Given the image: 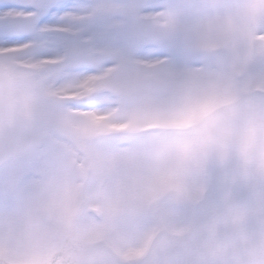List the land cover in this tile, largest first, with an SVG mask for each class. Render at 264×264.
<instances>
[{
  "label": "rangeland",
  "instance_id": "374dc122",
  "mask_svg": "<svg viewBox=\"0 0 264 264\" xmlns=\"http://www.w3.org/2000/svg\"><path fill=\"white\" fill-rule=\"evenodd\" d=\"M73 1L89 14L69 15L74 31L62 34L68 43L58 50L46 47L53 37L7 33L6 19L30 0H0L11 10L0 15V48L39 43L28 56L0 49V75L40 134L37 146L0 165V249L18 262L56 264L72 228L84 239L101 237L124 259L140 255L159 226L184 230L204 186L187 126L240 91L264 88V0ZM141 17L157 22L166 41L142 40ZM121 36L148 45L150 62L109 46ZM39 55L64 62L15 70ZM78 68L88 71L70 76ZM55 94L86 108L56 103ZM194 105L200 110L189 114ZM79 197L98 212L71 223Z\"/></svg>",
  "mask_w": 264,
  "mask_h": 264
},
{
  "label": "water",
  "instance_id": "95a60500",
  "mask_svg": "<svg viewBox=\"0 0 264 264\" xmlns=\"http://www.w3.org/2000/svg\"><path fill=\"white\" fill-rule=\"evenodd\" d=\"M22 21L11 19L6 27L19 25L18 33L26 32ZM138 32L154 41L164 38L155 25L142 23ZM191 128L208 184L189 228L182 234L159 230L146 254L129 263L102 241L85 242L72 233L60 264H264V94L242 93ZM37 140L32 124L16 111L7 81L0 79V164ZM82 211L81 200L74 221Z\"/></svg>",
  "mask_w": 264,
  "mask_h": 264
},
{
  "label": "snow or ice",
  "instance_id": "6c2138e0",
  "mask_svg": "<svg viewBox=\"0 0 264 264\" xmlns=\"http://www.w3.org/2000/svg\"><path fill=\"white\" fill-rule=\"evenodd\" d=\"M0 9H3V13H0L4 18L11 15V10L7 5H0ZM77 8L73 4V0H30L29 3L22 5L17 10L16 16L26 17L30 23L27 26L26 31L30 34L37 36H51L53 39L49 42L50 47L56 48L65 46L68 43L67 37L60 38L62 34L56 32V29L62 26V24L68 19L69 15H76ZM19 25H8L6 31L18 32L20 31ZM110 47L119 48L122 56L131 54H143L148 48V45L139 40H130L124 36H121L114 43L109 45ZM155 55L162 56L164 53L158 52ZM120 57H116L114 60L108 61L109 64L116 62ZM81 71L87 72L88 69H81ZM205 103H211L207 101ZM201 105H194L189 108V114H195L200 110Z\"/></svg>",
  "mask_w": 264,
  "mask_h": 264
},
{
  "label": "bare ground",
  "instance_id": "6f19581e",
  "mask_svg": "<svg viewBox=\"0 0 264 264\" xmlns=\"http://www.w3.org/2000/svg\"><path fill=\"white\" fill-rule=\"evenodd\" d=\"M73 4L76 6V8H77V12H80V13H82V14H86V9L84 8V6L83 5H80V4H78L77 2H75V1H73ZM66 22L65 23H63L62 24V26L59 28V30H63V31H67L68 30V28L66 27ZM61 54V53H60ZM44 56H46V55H39L38 57H37V60L38 61H40V60H42L43 58H44ZM135 58H136V60H138V61H140V62H142V63H148V62H150L149 61V56H146L145 55V52L143 53V54H139V53H137L136 55H135ZM110 64L109 63H104L103 65H101V68H102V70H108L109 68H110ZM72 71V73L70 74V76L72 75V76H80V74H84L85 73V71L83 72V71H81V68H78V69H74V70H71ZM65 73H63V75H64ZM62 75H60L59 77H61ZM61 80V78H59V81ZM57 82H58V80H57ZM86 108V107H85ZM95 108V107H94ZM84 113H90V114H92V110H87V109H85L84 111H83Z\"/></svg>",
  "mask_w": 264,
  "mask_h": 264
}]
</instances>
